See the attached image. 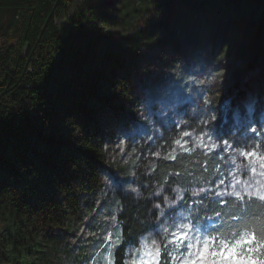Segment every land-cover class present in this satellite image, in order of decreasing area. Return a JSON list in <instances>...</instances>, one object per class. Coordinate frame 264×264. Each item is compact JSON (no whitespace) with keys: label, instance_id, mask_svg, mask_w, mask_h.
<instances>
[{"label":"trees","instance_id":"obj_1","mask_svg":"<svg viewBox=\"0 0 264 264\" xmlns=\"http://www.w3.org/2000/svg\"><path fill=\"white\" fill-rule=\"evenodd\" d=\"M206 39L220 41L216 54L222 50L226 61L235 59L224 90L211 93L219 97L211 106L217 120L208 124L163 59L166 54L188 66L206 65L197 61L207 52ZM231 92V103L222 106ZM141 96L149 107L173 104L178 115L157 121L160 132L151 139L141 136L146 129L137 121L134 106ZM262 113L264 0H0V264H66L72 249L76 264H104L90 243L105 242L109 230L111 264H128L129 247H140L143 237L169 225L180 208L212 235L218 233L211 225L221 222L214 212L225 213L224 236H232L240 225L229 219L238 211L235 198L224 197L233 204L222 206L215 195L222 173L229 178L228 153L224 147L208 151L198 138L213 134L242 145L249 120L262 125ZM69 115L88 136L80 146L64 127ZM113 128L135 138L118 150ZM184 132L194 136L191 144L184 141L194 150L190 154L174 143ZM100 165L136 187L139 197L98 186ZM177 187L183 198L174 206L168 201L176 200ZM193 188L205 192L194 196ZM158 191L170 195L167 203ZM246 200L240 203L246 223L264 227L261 202ZM84 206L88 216L95 211L89 219ZM98 206L106 209L96 211ZM79 223L81 231L93 233L75 251ZM163 262L171 264L162 249Z\"/></svg>","mask_w":264,"mask_h":264},{"label":"rangeland","instance_id":"obj_2","mask_svg":"<svg viewBox=\"0 0 264 264\" xmlns=\"http://www.w3.org/2000/svg\"><path fill=\"white\" fill-rule=\"evenodd\" d=\"M204 48L207 50L209 59L212 60L217 55L216 52H218L219 48H221V44H220V41H218V40H217V42L212 44L210 42V39H206L205 43H204ZM180 54H181V52H180ZM187 62H188V60H187ZM231 62H235V59L229 58L225 64L220 65L221 67H224L226 69V74L228 71L227 67H228V65H231V64H229ZM206 63H207L206 65L209 64L208 61H206ZM191 64L192 65L196 64V61H193V63H191ZM159 65H161V63ZM226 83H228V78L225 76V80H224L223 85L225 86ZM251 93L252 92H249V94L247 96L248 104H249L250 99L252 97V95H250ZM231 95H232V92L227 97V99L232 98ZM229 104L230 103H223L222 106L223 105H229ZM151 107H159V108L164 109L165 111L170 110V114H176V112L174 110V105L169 104L166 101L159 103V104L157 102L156 106H151ZM176 116H177L176 119H167L166 121H170V122L175 121L178 119L177 114H176ZM262 117H263L262 125L257 124L253 120H249L250 121L248 123V129L249 130L246 132V135L249 137V139H248V142H245L242 145H236L233 142H227L228 146L225 147V145H224L225 140H220L219 138H217L213 134H206V135L202 136L201 138L200 137L198 138V141L200 140L199 141L200 144H204V147L208 151H214L216 149H220L221 147H224V149H225L224 152L228 153L227 164L229 166V178L226 179L224 172L222 173V176L219 178V180L217 182V191H219V192H232L233 190H235V191H240L241 193L248 192V193L264 194V175L261 174V173H264V169H261L259 167V162L247 161V160H244V158L242 156H240V153L245 151V150H256L260 153H264V147H260L261 145H264V113H262ZM235 119L242 120V118L240 117L239 114L235 116ZM253 129H255L256 131L253 132ZM193 139H194V136H192V134H190L188 137H185L182 134V137H181V141L184 144H185L184 141L191 144L194 141ZM125 143H126V139L124 140L123 144L120 143L116 146L117 149L118 150L123 149L122 147L124 146ZM209 145H216L217 147L209 148L208 147ZM244 164H250L251 166L257 167V173L253 174L249 169L244 168L243 167ZM233 177H235V178H233ZM221 179H223L225 181V183L223 185L220 184ZM237 180L240 181L239 184H237ZM181 195L183 196V194H181ZM169 196L170 195L166 192L165 193H163V191L157 192L158 199L165 201V203H167ZM96 203L98 205L103 204L101 199L97 200ZM179 203H180V200L173 205L177 206V205H179ZM104 206H106V208H108L107 205H104ZM84 207L85 208L83 210L82 215L88 216L87 215L88 209L86 208V206H84ZM106 208L98 206L96 211L105 210ZM181 212L185 213L186 215L188 214V211L180 208L177 211V213L175 214V216L173 217V219L171 218L169 225L163 224V225L159 226L154 232L150 233L148 236L143 237V239L141 240L142 245L140 247H138V245L132 244L128 249V264H132L133 260L147 259L148 257L145 256V252L146 251L147 252L153 251V241H155L156 247H159L161 245V243H163V244L165 243V245H167V250L169 251V258H170L171 264H175V261L172 259V257L177 256L179 253L173 250L172 245L168 244V241L171 239V236H169L168 233L174 230V227H173L174 224H179L181 222V220H182V216H180ZM94 213H95V211L90 212L88 219L90 216L92 217L94 215ZM106 216H107V219L114 221L112 219L113 215L111 217V215L108 213V215H106ZM188 219L191 220L190 216H188ZM184 222H187V221H184ZM80 223L77 225V231L76 232L77 233L81 232V236L74 243L73 248L75 251L79 250L77 245L78 244L81 245V244L86 243L88 241V237L92 236L91 233H93L91 230L88 233L87 229H83L81 231V228H83L84 225H82L81 228H79ZM193 224H195V223H193ZM73 228H75V225L73 226ZM166 228L168 229L167 232H165ZM200 228H201V232L199 234L202 236H206L207 231H205L201 226H200ZM112 234H113V231L109 230L107 235L105 233L104 235H102V237L106 236L108 238V236L109 235L111 236ZM94 237H95V235H94ZM220 239H226L228 241H232L233 236H222V237H220ZM102 240H103L102 238L92 240V242L90 243V247L92 250H94L96 252H99V253L101 252V257L104 260L103 263L108 264L109 260L113 259V248L112 247H113L114 241L111 239H107V240H105V242L102 243ZM101 243H102V245H101ZM77 257H78V255L74 254L73 249H72V251L69 252V263L67 262L66 264H76L75 258H77ZM95 257H96V259H98L97 253H95ZM101 257H100V259H101ZM157 259L159 260V264H162L161 263V256L157 257ZM98 261H99V259H98ZM163 264H167V262H163Z\"/></svg>","mask_w":264,"mask_h":264},{"label":"snow or ice","instance_id":"obj_3","mask_svg":"<svg viewBox=\"0 0 264 264\" xmlns=\"http://www.w3.org/2000/svg\"><path fill=\"white\" fill-rule=\"evenodd\" d=\"M256 130L253 129V132ZM183 135L188 137L190 133L184 132ZM177 148L183 150L184 153L190 154L193 149L186 147L182 143L181 139H176L174 141ZM225 147H227V141H224ZM209 148H215L216 145H209ZM260 147H264L261 145ZM224 149L222 148L221 151ZM176 149H173L175 152ZM155 155L159 158L160 153L157 152ZM240 156L247 161H256L259 162V167L264 169V153H260L256 150H245L240 153ZM168 159L175 160L177 157L175 155L169 154ZM244 168L249 169L253 174L257 173V167L251 166L250 164H244ZM264 175V173H261ZM235 178V177H233ZM225 181L220 180V184L223 185ZM240 181L237 180V184ZM200 191L197 195L205 192L204 188H200ZM215 195L220 197L219 203L223 205L233 204L232 199L235 198L236 203L234 207L238 210L237 212L232 213L229 216L230 220H236L240 224V228H236L235 231H230L228 234L233 236L232 241L226 239H220L224 236L225 233L223 228L227 225V221L223 219L225 213L221 211H215L214 216L216 218H221L219 225L213 223L211 226L212 231L218 233V235H212L211 231L207 232L206 236H202L199 233L201 228L199 224H188V218L182 217V220L179 224H174V230L169 232L168 235L171 236V239L168 241L169 245L173 246V250L178 252L177 256L172 257L175 261V264H264V244H261L257 233L255 231H243L248 228L246 223V213L240 209V203H248L246 196L251 198L252 203L258 199L261 204L260 207H264V194L261 193H244L240 191L233 190L232 192H216ZM196 196V195H194ZM250 207V205H249ZM231 229L233 226L228 225ZM207 231V230H205ZM108 239H111V236H108ZM163 250H167V245L161 244L159 247L155 246L153 242V251L145 252L147 259L133 260L132 264H159L157 257L161 256ZM108 264H111L109 260Z\"/></svg>","mask_w":264,"mask_h":264},{"label":"clouds","instance_id":"obj_4","mask_svg":"<svg viewBox=\"0 0 264 264\" xmlns=\"http://www.w3.org/2000/svg\"><path fill=\"white\" fill-rule=\"evenodd\" d=\"M160 15V13H159ZM159 17V16H158ZM228 45L225 44L223 49ZM163 59L167 62L169 67V74L173 79L182 84V92L185 96H189L193 100V104L198 103L199 109L202 113V123L208 124L217 120V113L212 109L211 106L218 100V95L211 93H219L220 90H224L223 84L226 76V69L220 65L225 64L226 57H223L222 50L215 56L214 59L210 60L208 53L201 52L197 61H208V65L194 64L193 66L186 65L185 61L176 58L175 60H170L168 55H164ZM176 66V70L172 71V66ZM112 92V88L109 89ZM119 90H117V93ZM224 103H231V98L225 99ZM135 110L138 116V122L142 124L146 131L141 134V136L151 139L152 135L160 132V128L157 124V121H165L167 119H176V114H170L169 111H165L159 107H149L144 103V98L141 96L136 100ZM190 110L191 106H190ZM183 119H180V123H184ZM64 127L68 128L71 132V136L76 139L78 146H80L84 140L88 139V136L85 135L82 126L78 123L77 119L73 115L67 116L63 121ZM112 133L115 132L120 139L121 144H123L126 138L132 137L133 134H126L119 128H113ZM79 163V162H78ZM134 176L135 173H132ZM95 183L100 186L114 187L116 189H122L125 192H132L137 197L140 193L136 187H130L122 179L121 175L113 172L111 169L103 167L100 165L95 170L94 175ZM174 191L177 193V198L175 201H168L169 204H175L180 199H182L181 189L179 187L175 188ZM202 189H191L192 195H197ZM167 199V198H166ZM155 207L159 208L157 204ZM194 211V210H193ZM164 215V211H160V216ZM191 213L187 215L183 212L180 213V216L188 218ZM158 219V218H157ZM187 223L191 224V220L187 219ZM212 226V225H211ZM241 226L239 225L238 228ZM168 229H165L167 232ZM243 231H255L257 233L258 239L261 244H264V227L257 229L256 225L253 223H248V228ZM155 242V241H153ZM264 258V257H262Z\"/></svg>","mask_w":264,"mask_h":264}]
</instances>
